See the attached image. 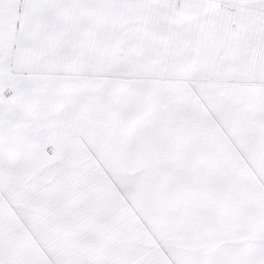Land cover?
Returning <instances> with one entry per match:
<instances>
[{"label": "snow or ice", "instance_id": "snow-or-ice-1", "mask_svg": "<svg viewBox=\"0 0 264 264\" xmlns=\"http://www.w3.org/2000/svg\"><path fill=\"white\" fill-rule=\"evenodd\" d=\"M0 264H264V0H0Z\"/></svg>", "mask_w": 264, "mask_h": 264}]
</instances>
